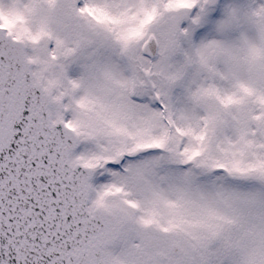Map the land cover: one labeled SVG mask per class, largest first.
Here are the masks:
<instances>
[{
    "label": "snow or ice",
    "instance_id": "6c2138e0",
    "mask_svg": "<svg viewBox=\"0 0 264 264\" xmlns=\"http://www.w3.org/2000/svg\"><path fill=\"white\" fill-rule=\"evenodd\" d=\"M0 264H264V0H0Z\"/></svg>",
    "mask_w": 264,
    "mask_h": 264
}]
</instances>
